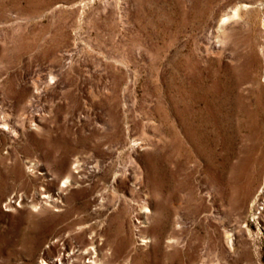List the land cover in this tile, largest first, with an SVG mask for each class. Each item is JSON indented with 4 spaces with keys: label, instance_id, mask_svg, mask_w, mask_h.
<instances>
[{
    "label": "rangeland",
    "instance_id": "1",
    "mask_svg": "<svg viewBox=\"0 0 264 264\" xmlns=\"http://www.w3.org/2000/svg\"><path fill=\"white\" fill-rule=\"evenodd\" d=\"M0 264H264V0H0Z\"/></svg>",
    "mask_w": 264,
    "mask_h": 264
}]
</instances>
